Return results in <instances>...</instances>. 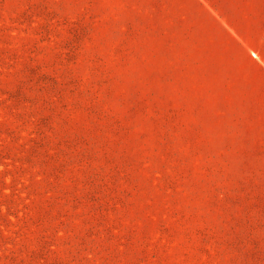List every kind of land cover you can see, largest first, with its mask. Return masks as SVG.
Segmentation results:
<instances>
[{
  "label": "rangeland",
  "instance_id": "obj_1",
  "mask_svg": "<svg viewBox=\"0 0 264 264\" xmlns=\"http://www.w3.org/2000/svg\"><path fill=\"white\" fill-rule=\"evenodd\" d=\"M241 4L260 64L199 78L167 4L0 0V264H264V0Z\"/></svg>",
  "mask_w": 264,
  "mask_h": 264
},
{
  "label": "crops",
  "instance_id": "obj_2",
  "mask_svg": "<svg viewBox=\"0 0 264 264\" xmlns=\"http://www.w3.org/2000/svg\"><path fill=\"white\" fill-rule=\"evenodd\" d=\"M236 1L154 0L155 4H167L166 11L173 19L172 24L176 26L185 47H188L179 54L183 71L200 78L202 64L207 61L212 63L213 59L216 60V54L227 57L231 47H239L252 63L260 64V52H251L247 44V28L244 25L247 21L246 4H241V0L239 4ZM169 4L182 5L176 7Z\"/></svg>",
  "mask_w": 264,
  "mask_h": 264
}]
</instances>
